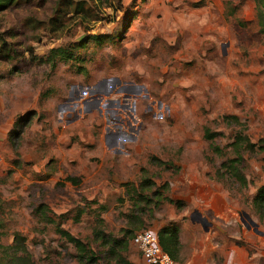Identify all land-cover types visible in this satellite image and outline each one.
<instances>
[{"label":"rangeland","instance_id":"1","mask_svg":"<svg viewBox=\"0 0 264 264\" xmlns=\"http://www.w3.org/2000/svg\"><path fill=\"white\" fill-rule=\"evenodd\" d=\"M71 1L0 11V259L147 264L134 234L173 226L177 264H264L255 1Z\"/></svg>","mask_w":264,"mask_h":264},{"label":"trees","instance_id":"2","mask_svg":"<svg viewBox=\"0 0 264 264\" xmlns=\"http://www.w3.org/2000/svg\"><path fill=\"white\" fill-rule=\"evenodd\" d=\"M256 4V17L258 21L261 23L262 20H264V0H254ZM17 3V0H0V11L8 9L10 6H13ZM71 0H59L56 10H55V17L60 19L61 23L62 20L66 17L69 16L70 14L72 15H77L86 12V8L84 6L83 1L82 2H75L72 4ZM110 6V5H109ZM58 15V16H57ZM55 17H53L51 20L55 22ZM262 31H264V28L262 26ZM94 39L97 38H103L102 35H94ZM214 134L206 132L204 136L206 138H211ZM263 140H260V142ZM255 146V144H253ZM236 178H240L238 173H234ZM241 179V178H240ZM68 180H71V178H68ZM243 180V179H242ZM255 201L263 203L264 202V186L259 188L257 196ZM42 207V205H40ZM42 213H45V210H42L39 208ZM45 216V215H44ZM46 221L53 223L54 220L48 217L47 215L45 216ZM59 224V223H58ZM56 230L58 233H60L66 240L70 241L75 248L78 250L80 253H84L86 248L84 244L82 243L81 239L74 236L67 230L63 229L60 227V225H56ZM158 234V239L161 248L175 261L178 262L177 260L179 259L177 256V252L179 250V243H178V230L176 227L173 226H164L157 231ZM18 238V237H16ZM113 241H120L121 246L119 252H117V256L121 262V264H134L131 261H129L126 256L125 252L128 249V241L124 239H117L112 237ZM0 264H36L30 257L26 255H17L14 256L12 259L3 262L0 259Z\"/></svg>","mask_w":264,"mask_h":264},{"label":"built area","instance_id":"3","mask_svg":"<svg viewBox=\"0 0 264 264\" xmlns=\"http://www.w3.org/2000/svg\"><path fill=\"white\" fill-rule=\"evenodd\" d=\"M132 243L147 264H177L160 246L157 231L142 229L134 234Z\"/></svg>","mask_w":264,"mask_h":264},{"label":"water","instance_id":"4","mask_svg":"<svg viewBox=\"0 0 264 264\" xmlns=\"http://www.w3.org/2000/svg\"><path fill=\"white\" fill-rule=\"evenodd\" d=\"M191 220L193 222L200 223V225L202 226L204 231H207L209 229V227H210V222L204 216H202V214L199 211H197V210H195L191 214Z\"/></svg>","mask_w":264,"mask_h":264}]
</instances>
